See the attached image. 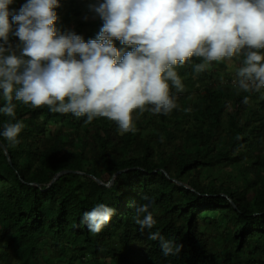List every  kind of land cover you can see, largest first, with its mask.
Segmentation results:
<instances>
[{"label":"trees","instance_id":"obj_1","mask_svg":"<svg viewBox=\"0 0 264 264\" xmlns=\"http://www.w3.org/2000/svg\"><path fill=\"white\" fill-rule=\"evenodd\" d=\"M27 2L13 0L10 22ZM103 2L59 0L56 28L75 18L67 35L96 40L104 21L85 11ZM112 42L121 55L134 48ZM202 62L175 69L184 90L169 81L170 114L134 112L135 133L16 100L14 120L0 112V264H264V89L239 91L225 61L195 72ZM15 122L24 128L12 144L2 132ZM100 203L115 213L93 234L82 217ZM145 203L152 229L136 223ZM156 231L182 251L164 255L148 239Z\"/></svg>","mask_w":264,"mask_h":264},{"label":"clouds","instance_id":"obj_2","mask_svg":"<svg viewBox=\"0 0 264 264\" xmlns=\"http://www.w3.org/2000/svg\"><path fill=\"white\" fill-rule=\"evenodd\" d=\"M12 2L0 0V90L7 102L0 112L13 120L16 100L86 117L88 123L107 118L121 134L135 133L134 112L168 115L178 107L169 81L182 92L175 69L193 57L202 58L194 66L200 73L212 62L243 56L233 86L249 93L264 89V0H104L93 6L103 27L87 43L74 33L58 34L59 0H28L10 22ZM12 23L18 24L19 55L9 43ZM113 39L134 48L121 55ZM23 128L22 122L6 123L2 135L15 144ZM149 208V203L135 208L141 229L156 223ZM114 213L100 203L83 214L82 223L98 234ZM148 239L159 241L164 255L183 249L159 231Z\"/></svg>","mask_w":264,"mask_h":264},{"label":"rangeland","instance_id":"obj_3","mask_svg":"<svg viewBox=\"0 0 264 264\" xmlns=\"http://www.w3.org/2000/svg\"><path fill=\"white\" fill-rule=\"evenodd\" d=\"M89 17H90V21L91 20H94V19H97L99 16L98 14H96L94 11H93V7H90L89 10H86L85 11ZM75 21V18H72V21L70 22H66L63 26H58L57 27V31H58V34H63V35H67V33L69 32L70 28L74 25V22ZM18 27H16L15 29L17 30ZM16 39H19V37L16 36ZM16 54L19 55L20 54V48H19V51L18 50H15ZM240 57V56H239ZM239 57H234L232 58V60H225V72L227 74H230L233 76V80L236 79V73H237V70H238V58ZM77 59H79V55H77ZM195 96L194 93L191 94V97Z\"/></svg>","mask_w":264,"mask_h":264},{"label":"water","instance_id":"obj_4","mask_svg":"<svg viewBox=\"0 0 264 264\" xmlns=\"http://www.w3.org/2000/svg\"><path fill=\"white\" fill-rule=\"evenodd\" d=\"M62 173V172H61ZM61 173H59V174H57L56 176H55V178H54V180L61 174ZM112 182V181H111Z\"/></svg>","mask_w":264,"mask_h":264},{"label":"built area","instance_id":"obj_5","mask_svg":"<svg viewBox=\"0 0 264 264\" xmlns=\"http://www.w3.org/2000/svg\"><path fill=\"white\" fill-rule=\"evenodd\" d=\"M18 39H16V41H17Z\"/></svg>","mask_w":264,"mask_h":264}]
</instances>
